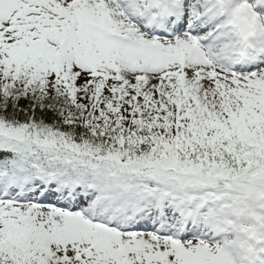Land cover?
<instances>
[{"label": "snow or ice", "instance_id": "6c2138e0", "mask_svg": "<svg viewBox=\"0 0 264 264\" xmlns=\"http://www.w3.org/2000/svg\"><path fill=\"white\" fill-rule=\"evenodd\" d=\"M0 264H264V0H0Z\"/></svg>", "mask_w": 264, "mask_h": 264}]
</instances>
